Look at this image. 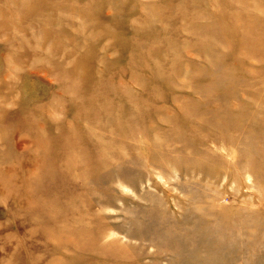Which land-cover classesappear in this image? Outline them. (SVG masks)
<instances>
[{
    "label": "rangeland",
    "instance_id": "1",
    "mask_svg": "<svg viewBox=\"0 0 264 264\" xmlns=\"http://www.w3.org/2000/svg\"><path fill=\"white\" fill-rule=\"evenodd\" d=\"M0 264H264V0H0Z\"/></svg>",
    "mask_w": 264,
    "mask_h": 264
}]
</instances>
